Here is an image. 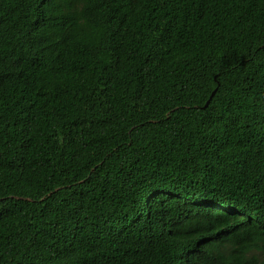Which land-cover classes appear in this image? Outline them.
I'll return each instance as SVG.
<instances>
[{
  "label": "trees",
  "instance_id": "1",
  "mask_svg": "<svg viewBox=\"0 0 264 264\" xmlns=\"http://www.w3.org/2000/svg\"><path fill=\"white\" fill-rule=\"evenodd\" d=\"M0 264H264V0H0Z\"/></svg>",
  "mask_w": 264,
  "mask_h": 264
},
{
  "label": "water",
  "instance_id": "2",
  "mask_svg": "<svg viewBox=\"0 0 264 264\" xmlns=\"http://www.w3.org/2000/svg\"><path fill=\"white\" fill-rule=\"evenodd\" d=\"M214 94V93H213ZM212 97V96H211ZM210 100V99H209ZM209 103V101H207V103H206V105L205 106H207V104Z\"/></svg>",
  "mask_w": 264,
  "mask_h": 264
},
{
  "label": "snow or ice",
  "instance_id": "3",
  "mask_svg": "<svg viewBox=\"0 0 264 264\" xmlns=\"http://www.w3.org/2000/svg\"><path fill=\"white\" fill-rule=\"evenodd\" d=\"M196 253H193V255H195Z\"/></svg>",
  "mask_w": 264,
  "mask_h": 264
}]
</instances>
